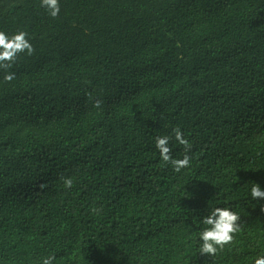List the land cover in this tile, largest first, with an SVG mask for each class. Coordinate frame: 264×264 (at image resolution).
I'll use <instances>...</instances> for the list:
<instances>
[{"label": "trees", "instance_id": "16d2710c", "mask_svg": "<svg viewBox=\"0 0 264 264\" xmlns=\"http://www.w3.org/2000/svg\"><path fill=\"white\" fill-rule=\"evenodd\" d=\"M60 3L0 0V29L34 47L0 70V264H245L264 245V0ZM176 127L180 172L155 148L168 135L182 158ZM223 205L242 231L201 256Z\"/></svg>", "mask_w": 264, "mask_h": 264}, {"label": "clouds", "instance_id": "9594fccd", "mask_svg": "<svg viewBox=\"0 0 264 264\" xmlns=\"http://www.w3.org/2000/svg\"><path fill=\"white\" fill-rule=\"evenodd\" d=\"M39 7L53 19L57 18L61 11L60 0H39ZM33 52L32 36L26 30L18 29L9 32L0 29V70H4L3 81L12 82L15 79V73L11 69L18 57L21 54L31 56ZM173 133L175 140L184 148L185 154L182 158L173 159L171 156L172 149L169 147L170 137L168 135L156 137L155 148L165 164H171L174 171L180 172L181 169L190 166L191 157L188 153L192 151L193 145L180 127L173 129ZM63 185L70 190L73 187V179L64 178ZM249 196L251 200H264V189L258 183H252ZM262 211H264V206H262ZM240 221L241 215L230 205L209 208L207 214L200 217L202 227L196 233V251L201 256L207 255L214 259L226 247L234 248L236 236L242 231L243 222ZM251 247L254 252L245 257V264H264V245L257 240ZM55 260V253H49L41 256L38 264H53Z\"/></svg>", "mask_w": 264, "mask_h": 264}]
</instances>
